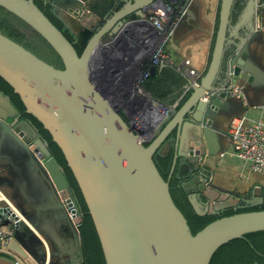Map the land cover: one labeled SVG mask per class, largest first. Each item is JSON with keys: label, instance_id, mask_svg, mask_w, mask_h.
Segmentation results:
<instances>
[{"label": "water", "instance_id": "1", "mask_svg": "<svg viewBox=\"0 0 264 264\" xmlns=\"http://www.w3.org/2000/svg\"><path fill=\"white\" fill-rule=\"evenodd\" d=\"M41 1L63 26L35 0H0V5L37 31L59 56L62 67L0 30V77L62 151L92 219L105 264H210L221 245L264 230V209H257L219 217L193 234L169 183L171 177L179 181L198 215L264 206V185L260 193L228 194V201H218L222 193L212 183L209 164L225 148V124L239 109L237 99L224 87L232 81L246 91L260 90L264 58L253 53L250 44L264 36V0H245L234 22V33L241 25L243 31L230 49L226 48L227 32L237 13L235 0L219 1L204 75L180 106L164 107L158 117L148 98L158 99L136 86L142 71V66L134 67L140 37L153 30L144 17L158 6L183 10L192 0H132V9L125 5L128 0ZM156 69L151 65L150 74ZM206 91L213 94L205 100ZM0 139L14 154L15 167L31 166L42 181L43 166L26 144V140L33 141L55 185V197L51 189V194H45L47 206L31 205L26 201L30 197L25 194V180L14 176V189L25 198L21 203L18 195L13 196L16 206L0 200V215L12 224L11 236L0 239V264H80L79 231L66 221L57 190L75 201L79 225L83 213L64 167L34 125L1 91ZM164 144L169 148L165 154L160 150ZM159 156L169 158L168 178L157 165ZM4 177L0 175V185ZM63 226L77 236L69 262L54 260L51 252H55L59 228L64 234Z\"/></svg>", "mask_w": 264, "mask_h": 264}, {"label": "crops", "instance_id": "2", "mask_svg": "<svg viewBox=\"0 0 264 264\" xmlns=\"http://www.w3.org/2000/svg\"><path fill=\"white\" fill-rule=\"evenodd\" d=\"M219 1L220 0H192L187 7L186 14L179 22V25L166 46L167 52L171 55L176 64H180L182 61L187 60L191 67L200 72L201 77L204 75L211 58L214 32L217 28L218 21ZM131 2L132 0L125 2V5L130 9L133 8ZM244 2L245 0H235L234 10L236 9L237 13L234 11L236 15L233 14L235 17L232 18V24L227 32V49L233 48L234 45L237 44L239 36L242 34L243 25L238 28V34L234 33V22L237 15L242 12L245 4ZM163 7L164 6H158L156 10ZM56 23L63 26L58 20ZM250 49L253 53H256L258 57L264 58V36L261 38L260 42L250 44ZM134 62H136L134 67H138V60L135 59ZM259 73L261 77L260 90L258 93L244 90L245 96L243 100H235L239 109L242 110L237 108L236 113L231 114V119L245 116L249 122L255 120L264 121V72L259 70ZM187 80H189L187 74L178 70L171 64L167 66H157L156 74L150 79L151 84H149V89L158 98V101H152L148 98V100L152 102L151 106H153L154 114H156L157 117L163 113V106L173 108L180 102L176 103L177 99L182 97V99L185 100L190 92L189 90L184 95L183 90L186 87L185 82ZM166 91H168V93ZM230 121L225 124L226 132ZM27 142L26 140V144ZM223 143L225 144L223 151L220 152L216 158H210L209 163L213 169L211 175L212 183L215 185L216 190L222 193V199L218 201H225L226 198L228 201V194L242 196L248 191H250V193H260V186L264 185V176L252 171L247 163L243 162L232 153L230 146L227 144L226 137ZM160 150L164 154L168 153V145L164 144ZM15 166H17V164L14 154L7 148L6 143L0 139V175L6 176L0 185V196L6 198L8 200L7 202L16 206L17 202L14 197L17 198L18 194L14 189L12 179L15 178L14 176H18L16 178L25 180V194L30 197L29 200L26 198V201H29L28 203L31 205L47 206L45 204V194L47 192L51 194L52 191L53 194L51 195L55 197V189L53 187L54 184L52 185L47 178L45 171L43 170V173L41 172V177L43 179L41 181L40 178L37 177V174L33 172L31 166ZM176 181L179 185V181ZM25 194H22V196L18 195L19 202L24 203ZM24 206V209H30V206L27 204ZM58 221L59 219L54 222L53 227ZM6 228L9 227L7 226ZM69 231L72 235L67 234ZM63 232L64 234L60 232L59 228L58 234L54 236L55 252L53 250H51V252H53L54 260L69 262L71 258L68 253L74 252L72 247L75 246L74 240L77 236L73 229L67 230L64 226Z\"/></svg>", "mask_w": 264, "mask_h": 264}, {"label": "trees", "instance_id": "3", "mask_svg": "<svg viewBox=\"0 0 264 264\" xmlns=\"http://www.w3.org/2000/svg\"><path fill=\"white\" fill-rule=\"evenodd\" d=\"M35 2L52 20L56 19L51 14L50 7L48 5L44 6L41 0H35ZM234 15H236V13H234ZM0 30L10 38L24 45L27 49L31 50L47 62L55 65L56 67H62V63L59 56L55 53V51L51 48L47 41L28 23H26L14 13L7 10L2 5H0ZM148 66L149 64L146 61L144 63V67L148 68ZM152 77L153 75L149 74V76L144 79L142 83V88L146 92L150 93L154 98L158 99L149 89V84H151L150 79ZM0 91L3 94L8 95L10 97L11 102L17 108L22 117L29 120L34 125L41 137L48 142L49 148L58 163L62 167H64L65 174L70 182V186L72 188L74 197L76 198V202L83 213V220L82 223L79 225L81 251L83 255L80 264H105L103 253L92 219L88 213V209L84 202L83 196L80 192V189L76 183V180L70 168L66 163L62 151L60 150L58 145L52 140L50 133L43 128V125L33 115L26 113L25 107L19 95L13 92L11 86L7 82H5L2 77H0ZM166 92L168 93V91ZM183 101L184 99L179 102L178 106H180ZM156 158L159 161L157 165L160 169V172L162 173L164 178H168L169 158ZM170 179L173 187L172 190L177 189L180 191L179 188H176L177 181L173 177H171ZM171 194L173 196L172 192ZM181 197H183V199L186 201L187 207H183L174 197L173 198L178 207L182 210L185 217L187 218L188 224L193 234L203 228L209 222L219 217L240 211L264 209V206H257L253 208H246L235 211L230 208L225 212L219 214L198 215L192 209L185 192H181ZM255 250L258 251V255L255 253ZM255 262H258V264H263L264 262V230L246 233L240 238L232 239L229 242L221 245L213 254L210 264H254Z\"/></svg>", "mask_w": 264, "mask_h": 264}, {"label": "built area", "instance_id": "4", "mask_svg": "<svg viewBox=\"0 0 264 264\" xmlns=\"http://www.w3.org/2000/svg\"><path fill=\"white\" fill-rule=\"evenodd\" d=\"M186 9L187 8L175 12L170 6H164L155 11H148V14L144 17V20L151 24L153 30H149L141 35L138 52L135 56L139 65L142 66V71L136 79L138 91L142 92L143 90L142 83L150 74L149 67L151 65L159 66L161 64H171L178 70L187 74L189 80L185 87L184 95L191 88L198 86L201 77L200 72L191 67L187 60L182 61L180 64H176L166 50L169 39L173 36L179 22L186 14ZM146 61L149 64L148 68L144 67ZM232 73V70H230L228 72L229 76L232 75ZM224 89L227 94L233 98L243 100L245 96L243 85L239 82L231 81ZM211 94H213L212 91H206L204 99L206 100ZM180 99H177L176 103H178ZM142 106L144 105L142 104ZM164 107L165 106H163V111ZM226 141L235 156L247 163L252 171L264 176V121L255 120L249 122L245 116L232 118L226 133ZM27 145L35 158L42 164L47 178L53 185L54 182L42 160L41 150L35 148L34 142L31 140L27 142ZM57 193L60 201L65 206L67 218L72 226L78 230L79 224L76 222L75 201L68 195L62 196L59 190H57ZM0 200H5V202L8 201L6 198H2V196H0ZM7 226L9 228H6ZM11 232V222L0 215V239L8 238L11 236Z\"/></svg>", "mask_w": 264, "mask_h": 264}, {"label": "flooded vegetation", "instance_id": "5", "mask_svg": "<svg viewBox=\"0 0 264 264\" xmlns=\"http://www.w3.org/2000/svg\"><path fill=\"white\" fill-rule=\"evenodd\" d=\"M44 4V3H43ZM44 6H47L46 4H44ZM53 20H55V22L57 21L56 19H53ZM186 83V86H187V84H188V80L185 82ZM185 90V89H184ZM183 90V91H184ZM158 163H159V161H158ZM161 164V163H160ZM64 172H65V170H64ZM169 174H170V168H169ZM66 175V174H65ZM70 183V182H69ZM169 183H170V186H171V192L173 193V197L183 206V207H187V204H186V201L183 199V197H181V192H182V189L179 187V185L177 184V187L176 188H179L180 189V191L179 190H177V189H173L172 190V184H171V179L169 180ZM183 193H184V191H183ZM230 209V208H229ZM228 210V209H227ZM233 210V209H232ZM226 210H224V211H222V212H225ZM233 211H235V210H233ZM222 212H220V213H222ZM219 214V213H218ZM67 217V216H66ZM66 221L67 222H70L69 221V219L67 218L66 219ZM255 253L258 255V251H256L255 250ZM263 254V253H262Z\"/></svg>", "mask_w": 264, "mask_h": 264}, {"label": "clouds", "instance_id": "6", "mask_svg": "<svg viewBox=\"0 0 264 264\" xmlns=\"http://www.w3.org/2000/svg\"><path fill=\"white\" fill-rule=\"evenodd\" d=\"M78 231H79V227H78ZM79 235H80V233H79Z\"/></svg>", "mask_w": 264, "mask_h": 264}, {"label": "rangeland", "instance_id": "7", "mask_svg": "<svg viewBox=\"0 0 264 264\" xmlns=\"http://www.w3.org/2000/svg\"><path fill=\"white\" fill-rule=\"evenodd\" d=\"M227 131H228V128H227ZM227 133V132H226Z\"/></svg>", "mask_w": 264, "mask_h": 264}, {"label": "bare ground", "instance_id": "8", "mask_svg": "<svg viewBox=\"0 0 264 264\" xmlns=\"http://www.w3.org/2000/svg\"><path fill=\"white\" fill-rule=\"evenodd\" d=\"M150 101V100H149ZM151 102V101H150ZM152 103V102H151Z\"/></svg>", "mask_w": 264, "mask_h": 264}]
</instances>
